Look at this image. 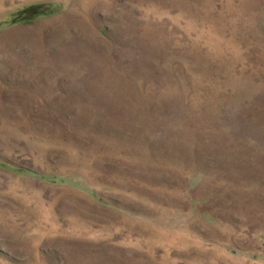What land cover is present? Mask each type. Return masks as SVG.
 <instances>
[{"label": "rangeland", "instance_id": "rangeland-1", "mask_svg": "<svg viewBox=\"0 0 264 264\" xmlns=\"http://www.w3.org/2000/svg\"><path fill=\"white\" fill-rule=\"evenodd\" d=\"M0 264H264V0H0Z\"/></svg>", "mask_w": 264, "mask_h": 264}]
</instances>
